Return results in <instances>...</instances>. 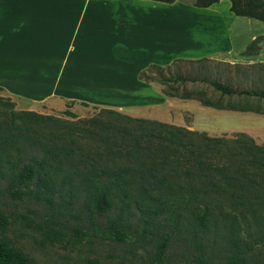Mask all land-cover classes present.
<instances>
[{
  "label": "trees",
  "instance_id": "1",
  "mask_svg": "<svg viewBox=\"0 0 264 264\" xmlns=\"http://www.w3.org/2000/svg\"><path fill=\"white\" fill-rule=\"evenodd\" d=\"M150 1L172 4L176 0ZM220 1L194 0L193 5L207 8ZM228 1L235 16L264 23V0ZM259 39L248 45L244 55L258 52ZM183 61L188 60L176 59L164 67L150 65L138 78L159 83L168 97L193 99L189 93L179 92L190 81L186 77L175 74L155 79L153 75L168 73ZM171 83L174 85L170 86ZM209 84L222 97L237 96L234 89L223 83ZM243 95L264 100V90L245 91ZM0 101V177L6 178L7 193L13 200L33 197L51 204L61 191L71 199L83 193L84 205L91 214L102 216L114 207L119 208V215L111 220L105 233L115 240L125 238L118 223L131 209L141 214L145 231L164 216L173 225L187 219L205 229L214 214L220 220L235 222L242 214L238 208H247L246 214L256 215L250 207L264 206V143L258 144L245 134L231 138L209 136L159 121L133 118L109 108H102L99 116L84 121L82 126L66 122L60 125L51 116L15 111L9 98ZM204 104L223 109L218 104ZM227 109L260 112L259 107L245 105L230 104ZM223 201L232 210L224 209L220 203ZM9 225V216L0 211V234ZM164 246L165 238L159 245L160 252ZM0 264L37 263L0 238Z\"/></svg>",
  "mask_w": 264,
  "mask_h": 264
},
{
  "label": "rangeland",
  "instance_id": "2",
  "mask_svg": "<svg viewBox=\"0 0 264 264\" xmlns=\"http://www.w3.org/2000/svg\"><path fill=\"white\" fill-rule=\"evenodd\" d=\"M179 1L192 3L193 0ZM169 20L172 21L170 17ZM170 21L168 31L171 33ZM252 25L248 27V33L262 30ZM258 38L257 46L264 40ZM176 51L173 49L170 53ZM149 52L154 54V50ZM142 60V57L137 58L139 63ZM126 62L121 59L119 67L126 73V84L120 87H126L127 91L123 90L118 96L85 99L88 106L81 101H50L40 106L30 101L20 104L12 100L14 110L51 116L57 118L60 125L66 122L82 126L84 121L99 116L102 108H109L133 118L159 121L209 136L231 138L241 133L258 144L264 143V100L243 95L245 91L264 90V67L256 64L230 67L212 60H188L178 63L168 73L160 75L155 72V79L179 74L191 81L186 82L179 92H187L195 98L179 99L166 96L164 87L156 82L130 83L132 66ZM113 73L117 75L118 72ZM211 81L234 89L237 96L231 99L222 97L210 86ZM108 85L112 84L105 82V86ZM5 97L0 92V100L4 101ZM204 102L221 105L223 109L206 106ZM230 104L259 107L260 112L228 110ZM22 160L25 162L26 157ZM220 203L224 209L233 208L225 201ZM238 209L242 214L235 222L220 220L214 214L206 228L201 229L187 219L173 225L164 216L145 231L141 214L131 209L118 223L125 238L115 240L105 233L111 220L119 215L118 207L102 216L91 214L84 205L83 193L71 199L65 191L55 196L51 204L44 199L36 201L33 197L16 201L7 193L6 178L0 177V211L10 220L8 229L0 234V238L37 264H264V206L250 207L256 215L246 214L247 208ZM164 238V250L160 252L159 245Z\"/></svg>",
  "mask_w": 264,
  "mask_h": 264
},
{
  "label": "crops",
  "instance_id": "3",
  "mask_svg": "<svg viewBox=\"0 0 264 264\" xmlns=\"http://www.w3.org/2000/svg\"><path fill=\"white\" fill-rule=\"evenodd\" d=\"M193 3L0 0V92L20 104H87L127 91L120 87L126 84L121 59L132 66L130 83L142 82L139 74L148 66L176 59L264 64V40L256 54L244 55L251 42L264 39L263 22L235 16L228 0L207 8ZM252 24L262 30L248 33Z\"/></svg>",
  "mask_w": 264,
  "mask_h": 264
}]
</instances>
